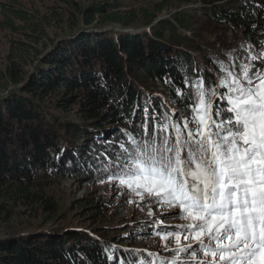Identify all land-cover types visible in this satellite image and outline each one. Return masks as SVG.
<instances>
[{"label":"trees","instance_id":"trees-1","mask_svg":"<svg viewBox=\"0 0 264 264\" xmlns=\"http://www.w3.org/2000/svg\"><path fill=\"white\" fill-rule=\"evenodd\" d=\"M193 1L179 0L181 4ZM229 1L230 5H215L213 13L206 9L209 20L241 33L251 50L258 52L254 45L264 43V0ZM97 5L82 13L88 27L116 24L130 29L140 19L150 25L166 6L161 3L153 12L138 14L123 13L116 3ZM0 6L7 28L29 40L19 47V55L10 60L3 74L5 88L18 87L0 97V222L5 224L23 208L58 215L61 207L36 183L39 176L82 179L95 173L107 179L98 160L121 139L136 105L141 109L139 117L146 104L156 105L159 113L185 111L182 103L175 102L181 98L174 100V88L181 85L185 73L192 79L203 75L211 84L219 75V64L229 65L213 48L180 33V28H191L177 20L161 21L152 32L83 31L56 43L47 26L55 20L60 24V15L44 16L39 23V18L16 6ZM45 38L52 44L47 45ZM248 50H241L234 59L235 71L246 62ZM37 59L39 65L30 74L27 66ZM167 78L176 84L165 83ZM44 227L1 235L0 264H119L149 253L130 247L136 240L117 244L107 235H98L97 230ZM143 227L145 233L150 229ZM150 253L158 254L153 257L156 264L161 257L171 260L177 254L172 248ZM180 261L191 264L187 253L180 255Z\"/></svg>","mask_w":264,"mask_h":264},{"label":"snow or ice","instance_id":"snow-or-ice-1","mask_svg":"<svg viewBox=\"0 0 264 264\" xmlns=\"http://www.w3.org/2000/svg\"><path fill=\"white\" fill-rule=\"evenodd\" d=\"M254 46L260 50L250 48L239 71L220 63L215 83L185 73L174 88L185 111L146 104L139 117L136 105L121 139L98 160L109 182L177 209L175 217L188 222L177 226L184 233L157 235L173 237V251L191 264H264V43ZM178 254L159 264H189ZM154 256L119 264H156Z\"/></svg>","mask_w":264,"mask_h":264},{"label":"rangeland","instance_id":"rangeland-1","mask_svg":"<svg viewBox=\"0 0 264 264\" xmlns=\"http://www.w3.org/2000/svg\"><path fill=\"white\" fill-rule=\"evenodd\" d=\"M14 1L0 0V5H6L8 9L10 6L13 8L16 6L18 9L27 11L28 15L33 18H39V23L43 22L40 18L44 16L52 18L53 14L60 15V24L55 20L56 23L53 21L50 26H47L50 39L56 40V43L76 37L83 31L126 32V29L116 24L103 27L96 24L86 26L82 13L91 7L98 6L97 4L103 6L116 3L123 13L136 11L140 14L142 10L153 12L157 5L163 3L166 5L165 10L159 13L154 22L147 25L140 19L130 29L142 31L141 33L152 32V28L164 20L172 22L177 20L180 24L188 23L191 29L180 28L179 32L192 37L198 43L213 48L217 54L219 53L221 59L224 62L229 61V64H233L241 50L251 48L241 33L227 26L215 24L206 14V9H209V13H213L215 7L219 5H230L229 0H194L191 4H181L179 0H67V2L64 0H16L15 3ZM210 1H215V4L210 5ZM235 1L242 2L243 0ZM182 14L187 15L188 18ZM76 15L78 18H73ZM5 21L6 16L0 6V97L7 95L10 89L18 88L15 86L5 88L3 74L10 60L19 55V47L29 41L26 35L7 28ZM51 40L45 38L44 42L50 45ZM53 48L54 45L50 46L47 52ZM39 61L40 59H37L34 64L27 66L30 74L39 65ZM37 180L36 183H41L45 192L59 203L61 207L59 214H44L28 208L20 209L12 216L10 223L0 222V236L22 233L29 227L32 231L39 226H45L44 229L49 227L50 230L53 228H84L89 231L97 230L98 235L102 237L107 235L117 244L136 240L135 244L128 243L130 247L160 253L168 248L175 249L177 244L173 237L162 241L157 232L168 230L180 231L183 234L184 229L177 226L188 223L186 220L175 217L176 208L162 207L150 199L141 201L140 197L129 190L126 185H120L117 180L109 182L98 175L95 176V173L87 174L82 179H64L54 174H43ZM101 180L105 182L101 183ZM48 219H51V222H48ZM35 223L40 224L33 226ZM143 226H148L150 229L145 233L146 229ZM189 242L182 239L180 243L183 246Z\"/></svg>","mask_w":264,"mask_h":264},{"label":"water","instance_id":"water-1","mask_svg":"<svg viewBox=\"0 0 264 264\" xmlns=\"http://www.w3.org/2000/svg\"><path fill=\"white\" fill-rule=\"evenodd\" d=\"M126 32H131V33H141L142 31L139 30H134V29H126Z\"/></svg>","mask_w":264,"mask_h":264}]
</instances>
